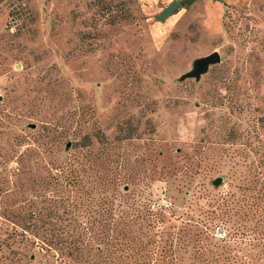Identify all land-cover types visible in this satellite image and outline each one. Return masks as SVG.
Listing matches in <instances>:
<instances>
[{
	"label": "rangeland",
	"instance_id": "rangeland-1",
	"mask_svg": "<svg viewBox=\"0 0 264 264\" xmlns=\"http://www.w3.org/2000/svg\"><path fill=\"white\" fill-rule=\"evenodd\" d=\"M170 1L0 0V264H264V0ZM105 172L114 253L62 258Z\"/></svg>",
	"mask_w": 264,
	"mask_h": 264
},
{
	"label": "trees",
	"instance_id": "trees-1",
	"mask_svg": "<svg viewBox=\"0 0 264 264\" xmlns=\"http://www.w3.org/2000/svg\"><path fill=\"white\" fill-rule=\"evenodd\" d=\"M91 141H87L86 143H82L80 148L90 147ZM63 173L65 171H62ZM63 175V174H62ZM66 179L67 175L62 176V179ZM103 181L100 180V183L96 182L95 185L98 187L91 186V191L88 193L86 197L87 202V210L83 217L86 219L90 227L86 228L83 232V242L86 240L87 243L81 248L79 246H75L73 250H69L65 243L67 242V238L70 236L66 234V232H56L57 230H52L48 233L44 232L41 236L44 240H47L50 248L58 251L59 256L62 258H66L69 255H72L73 252L76 254L83 253L87 257L92 255H96L99 253L111 254L114 253V191L115 194H120L118 189L114 187L116 185L114 183V176L112 173L105 172L102 176H100ZM69 180V179H68ZM259 182L256 183L252 189L254 192L253 204L251 205L252 209L249 213L252 215H257L259 217L264 216V173L260 174L257 179ZM118 185V184H117ZM96 188V189H95ZM100 189L102 191L101 196L97 199L91 196L92 191H96ZM113 193H110V192ZM95 207L97 210L95 212H91L90 209ZM259 210H261L259 212ZM246 217L249 216L248 212L245 213ZM63 217V216H62ZM250 217V216H249ZM264 221V219H262ZM97 222L100 224H97ZM35 235V233H34ZM75 237L80 238L82 233L74 234ZM124 236V235H122ZM78 239L75 240V242ZM122 244V243H121ZM125 247V246H123ZM87 252V253H85ZM74 264H103L101 261L88 263V261H75Z\"/></svg>",
	"mask_w": 264,
	"mask_h": 264
},
{
	"label": "water",
	"instance_id": "water-1",
	"mask_svg": "<svg viewBox=\"0 0 264 264\" xmlns=\"http://www.w3.org/2000/svg\"><path fill=\"white\" fill-rule=\"evenodd\" d=\"M193 0H172L170 1L157 15L156 19L158 21H164L170 15H172L176 10L180 9L183 4H190ZM221 61V57L218 51H213L205 56L196 58L192 63V68L183 73L179 80H184L186 78H195L198 80L202 74H205L210 66L218 64ZM221 182V178L218 177L213 181L214 185H218Z\"/></svg>",
	"mask_w": 264,
	"mask_h": 264
}]
</instances>
